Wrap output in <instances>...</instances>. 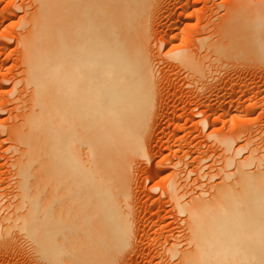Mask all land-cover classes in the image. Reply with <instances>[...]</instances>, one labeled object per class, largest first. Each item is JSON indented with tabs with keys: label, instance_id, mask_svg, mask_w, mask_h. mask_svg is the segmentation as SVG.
Returning <instances> with one entry per match:
<instances>
[{
	"label": "bare ground",
	"instance_id": "1",
	"mask_svg": "<svg viewBox=\"0 0 264 264\" xmlns=\"http://www.w3.org/2000/svg\"><path fill=\"white\" fill-rule=\"evenodd\" d=\"M166 1L32 0V11L33 5L7 1L0 23L17 10L25 15L16 24L20 32L0 36V54L15 41L21 67L13 78L0 62V93L13 80L2 98L19 111L12 123L0 122L17 153L11 166L19 191L11 200L7 188L0 193V246L27 235L55 264H111L129 247L140 252L136 181L141 159L153 156L148 143L164 106L162 83L172 72L162 68L158 50L177 42L183 18L210 26L209 37L194 46L183 38L173 58L188 71L185 80L201 84L192 117L200 116L205 129L217 122V109L206 100L218 80V3L177 0L166 15ZM201 3L204 13L195 9ZM253 12L241 24L252 45L264 48V10ZM168 20L173 26L157 38ZM14 91L19 95L9 99ZM239 137L219 136L217 155L186 150L168 161L176 171L164 194L186 217L185 237L164 242L178 264H264V144L248 140L238 147ZM121 262H128L124 255Z\"/></svg>",
	"mask_w": 264,
	"mask_h": 264
},
{
	"label": "rangeland",
	"instance_id": "2",
	"mask_svg": "<svg viewBox=\"0 0 264 264\" xmlns=\"http://www.w3.org/2000/svg\"><path fill=\"white\" fill-rule=\"evenodd\" d=\"M7 1L25 7L33 5L32 0H0V18ZM176 1H166L165 4L169 5V12L166 15L174 13ZM215 1L218 3L216 22L222 25L219 32L220 61L217 65L218 80L215 82V89L208 93L210 99L206 100V103H211L213 105L211 107L217 109L215 113L217 122L209 129H205L200 116L192 117L191 112L195 108L192 103L201 84L195 80H185L188 71L180 68L173 58V48L182 45L183 38L187 39L188 46H194L196 39L209 37L210 26L206 21L197 22L183 18L182 24L178 26L180 37L177 42L158 50V60L162 68L166 71L170 69L172 72L170 74L167 72L171 79L162 83L163 93L160 98L164 106L156 118L155 133L148 143V147L153 148V156L149 161L141 159L140 174L136 181L134 218L137 235L134 237H137L142 247L140 252L130 247L123 250L111 264H123L121 262L123 255L128 261L127 264H178V259L169 256L168 248L171 244L164 243L166 236H179L182 239L185 237L180 234L185 233L183 220L186 217L173 206V201L171 204L168 202L169 197L164 194L172 172L176 171L171 168L169 160L173 163L178 161L186 150H191L194 153L192 156H201L202 154H199L201 151L217 155L220 152L219 146L222 147L218 137L233 132L240 136L238 147L247 145L248 140L258 145L264 144V48L260 47V44L252 45L248 29L241 24L254 14L253 11L264 10V0ZM204 6V3H201L195 9H203L201 13H204ZM33 8L34 5L27 8V11H32ZM195 9H189L187 14ZM206 13L209 14L210 11L207 10ZM24 15V9L17 10V16L12 20L0 23V36L12 37L20 32L21 28H16V24L21 22ZM13 23V30H8L9 24L13 25ZM173 23L174 21L169 20L165 22L159 29L157 38L166 36V30L173 26ZM187 24L191 27L187 28ZM208 41L211 39L205 42ZM0 43H2L1 39ZM9 45L10 48L0 54V62L5 61V69L10 68L11 76L15 78L19 76L21 70V67L16 66L19 53L15 41H10ZM155 51H157L156 47ZM2 72L0 70V74L4 76ZM13 84L14 81H10L5 91L0 93V111H2L0 122L7 124L13 122L11 115L19 112L12 110L15 103H9L2 98L6 92L10 93ZM18 95L19 91H14V96L9 99ZM6 139L7 133H2L0 128V193L4 192L2 188H7V197L11 200L12 196L19 192L12 174L14 168L11 166L17 153L15 154L14 149H9L11 143L5 141ZM248 151L249 148L239 159L244 160L249 155ZM213 159L214 157L209 163H212ZM161 170L163 172L159 173ZM186 200H189V197ZM15 236L24 240L21 243L14 240L4 247L0 246V264H55L44 256L40 244L35 239H29L27 235Z\"/></svg>",
	"mask_w": 264,
	"mask_h": 264
}]
</instances>
